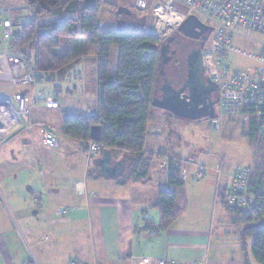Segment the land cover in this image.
Here are the masks:
<instances>
[{
	"label": "crops",
	"instance_id": "1",
	"mask_svg": "<svg viewBox=\"0 0 264 264\" xmlns=\"http://www.w3.org/2000/svg\"><path fill=\"white\" fill-rule=\"evenodd\" d=\"M118 1L119 5L109 2L129 9L138 19L151 13L156 3L143 0L139 9L135 0ZM6 10L22 17L26 13V8H13L9 0H0V16ZM75 47L83 54L80 60L55 72L54 80L61 84L69 74L79 72L83 98L95 106L97 47L64 37L55 52L65 54ZM3 48L0 42V53ZM257 50L252 44L249 52ZM3 83L10 84L7 66L0 68V97L12 95L1 92ZM16 89L14 93L24 87ZM65 91L46 88L45 96H52L57 107L41 101L32 111L35 121L60 131L57 149L45 147L36 128L0 146V264H260L251 256L253 238L243 236L241 218L228 213L221 202L225 213L217 217L216 188L230 185L233 170L222 169L207 151L187 150L177 118L151 106L143 148V153L153 155L147 179L137 181L129 174L135 160L119 178L104 179L98 167L87 168L85 144L61 131L63 114H81L84 105L82 98ZM215 120L212 129L218 127ZM243 133L246 136V128ZM110 151L116 159L129 155ZM101 155L102 150L94 159ZM170 160L185 168L186 174L176 188L178 216L169 228L160 229L155 205L159 191L169 189ZM194 164L205 166L209 173L194 179ZM254 165L253 159L248 167ZM59 208L67 210L63 219L56 216Z\"/></svg>",
	"mask_w": 264,
	"mask_h": 264
},
{
	"label": "trees",
	"instance_id": "2",
	"mask_svg": "<svg viewBox=\"0 0 264 264\" xmlns=\"http://www.w3.org/2000/svg\"><path fill=\"white\" fill-rule=\"evenodd\" d=\"M9 5L24 7L33 14V20L29 22L25 16L18 14L19 21L23 22L21 33L9 41V48L23 54L38 71L60 72L80 60L83 54L76 47L61 56L55 53L61 38H80L86 44L97 47L95 113L89 118L75 113L63 114L61 131L86 145L91 141L90 128L99 126L100 141L97 143L103 146L101 150L118 149L134 156L129 174L137 181L147 179L153 155L143 153V148L147 124L152 120L151 98L158 64V50L154 44L159 42L158 37L147 32L135 14L127 21L130 28L123 31L100 27L97 20L101 7L108 6L114 11L118 7L107 0H9ZM116 16L119 18L120 15ZM45 17L52 19L43 21ZM114 45L116 51L112 49ZM114 54L117 55L116 62H113ZM24 89L23 93L26 92ZM263 124V120L256 119L246 124V136L255 160L253 167H246V194L250 198L258 195L264 172V133L259 132ZM167 166L169 189L159 191L155 205L159 211L160 229L169 228L177 218L176 188L183 184L181 165L170 160ZM255 200L254 211L246 214L227 206L220 198L228 213L241 218L243 236L253 238L251 256L263 264L264 194L258 195Z\"/></svg>",
	"mask_w": 264,
	"mask_h": 264
},
{
	"label": "built area",
	"instance_id": "3",
	"mask_svg": "<svg viewBox=\"0 0 264 264\" xmlns=\"http://www.w3.org/2000/svg\"><path fill=\"white\" fill-rule=\"evenodd\" d=\"M143 0H135V7L142 8ZM180 7L183 11L178 10ZM188 15H195L203 24L211 27L206 44L202 48L203 75L217 85V103L215 112L239 116L246 124L251 119L264 122V0H156L151 12L147 32L154 33L159 42L156 49L172 33ZM26 20L33 18L26 9ZM22 23L18 13L2 11L0 42L3 51L0 53V68L7 66L10 84L24 87L26 92L13 93L0 97V146L11 137L38 129L42 144L49 149H57L60 145L59 130L44 121H35L32 111L39 108L40 102L49 107H57L52 96H45V89L55 92L63 89L73 92L84 102L81 110L83 117L89 118L95 113V106L83 98L82 76L79 72L69 74L63 83L54 80L55 72L38 71L27 58L9 48V41L20 35ZM235 39L250 42L257 51L249 53L253 65L243 70L231 69L227 62L228 54L240 53L234 46ZM32 87L31 92L27 88ZM215 126L217 124L216 120ZM259 132L264 133V124ZM103 146L95 141L85 145L86 166L94 167L93 159ZM185 164H193L186 161ZM194 179H203L207 168L194 164ZM186 169H181V178ZM218 174V171H217ZM248 170L244 166H236L232 173L231 183L227 187H217L216 196L229 207L251 214L256 207L257 196L264 194V172L261 177L258 195L250 198L246 194ZM67 210L59 208L56 216L63 219ZM153 235V232H150Z\"/></svg>",
	"mask_w": 264,
	"mask_h": 264
},
{
	"label": "water",
	"instance_id": "4",
	"mask_svg": "<svg viewBox=\"0 0 264 264\" xmlns=\"http://www.w3.org/2000/svg\"><path fill=\"white\" fill-rule=\"evenodd\" d=\"M116 15H124L127 18L133 13L122 6L117 7ZM130 28V24L121 20L116 31H123ZM211 27L203 24L195 15H188L179 25L177 30L168 36L159 46L158 64L156 81L161 67L169 62V43L174 39L175 34L197 40V45L191 49L186 57V75L183 78L179 89L172 88L166 81L161 88V94L153 95L151 106L165 111L167 114L184 120H199L208 118L212 120V126L215 127V104L217 98L213 99V94L217 93V85L208 80L203 75L202 65V43L206 41ZM186 93L181 96V92ZM89 137L92 141H100V127L92 126L89 131ZM135 160L132 155H123L116 159L109 149H103L102 155L93 160L94 166L98 167L99 175L104 179H117L126 169H128Z\"/></svg>",
	"mask_w": 264,
	"mask_h": 264
},
{
	"label": "rangeland",
	"instance_id": "5",
	"mask_svg": "<svg viewBox=\"0 0 264 264\" xmlns=\"http://www.w3.org/2000/svg\"><path fill=\"white\" fill-rule=\"evenodd\" d=\"M108 1L119 5L118 0ZM178 10L183 11L180 7H178ZM150 17L151 13H148L143 15V18H139L138 21L145 28V26H149ZM125 18L127 17L124 15H120L119 18H117L116 11L108 6H103L99 11L97 21L100 27L112 31L116 30L121 20L129 21V17L128 19ZM51 19L52 18L50 17H45L42 20L47 21ZM233 44L239 49L240 53L228 54L227 62L230 64L231 69L243 70L247 68L248 65L252 66L253 62L245 55L250 51L252 43L241 39H235ZM63 45H65V42L62 43V46ZM112 49L113 51H116V45H114ZM62 51L63 50H60L57 55H63ZM116 58L117 55L114 54L113 62H116ZM3 84L1 92L12 94L17 91L16 87L11 84ZM27 89L31 92L32 87L29 86ZM216 119L219 121L218 127L216 129H212V120L208 118L199 120H182L177 118L176 120L180 121L179 123L182 125L181 128L178 127V130L180 129L179 133L183 139L184 146L187 150L193 153H197L195 149L209 152L211 156L214 157L213 162L219 161V166L222 169L228 170V172L234 170L236 166H250L253 162L251 148L248 138L243 133L246 128V123L239 116L219 114L218 112H216ZM216 210L218 218L222 217V213H225L220 201L217 204Z\"/></svg>",
	"mask_w": 264,
	"mask_h": 264
},
{
	"label": "flooded vegetation",
	"instance_id": "6",
	"mask_svg": "<svg viewBox=\"0 0 264 264\" xmlns=\"http://www.w3.org/2000/svg\"><path fill=\"white\" fill-rule=\"evenodd\" d=\"M197 42V40L181 36L178 33L174 35V39L169 43L168 53L171 55V59L160 68L162 73H159L157 77L153 95L158 96L161 94L165 79L172 88L177 90L181 87L183 78L186 75V57L191 49L197 45ZM158 71L160 70H157V74ZM185 93V91L181 92V96ZM215 98H217V93L213 94V99Z\"/></svg>",
	"mask_w": 264,
	"mask_h": 264
}]
</instances>
